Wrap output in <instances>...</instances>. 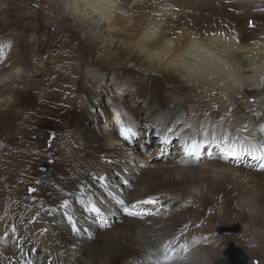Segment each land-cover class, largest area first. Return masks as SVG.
Listing matches in <instances>:
<instances>
[{"label":"bare ground","instance_id":"bare-ground-1","mask_svg":"<svg viewBox=\"0 0 264 264\" xmlns=\"http://www.w3.org/2000/svg\"><path fill=\"white\" fill-rule=\"evenodd\" d=\"M223 1L56 0L58 11L67 16L66 20H73L81 33L74 31L77 35L93 43L96 49L113 50L118 47L121 54L132 56L148 76L150 87L130 103V108H133L141 101L140 112L126 108L127 114L125 111L119 113L121 121L127 116L134 118L142 113L138 118L142 125L152 126L153 132L160 136L165 135L168 125L183 119L189 127L172 148V155L145 161L143 175L130 182L125 175H131L129 169L135 167L133 148L127 147L107 128L108 113L104 103L108 96L103 79L87 78V83L95 82L94 92L83 101L79 99L84 102V108L69 129L90 122L100 136L88 135L62 147L57 144L50 146L53 135L57 134L55 129H51L49 134L41 133L34 137L35 150L43 148L64 158L55 169L66 181L62 178L53 180L58 186L39 182L37 190L42 197L32 190L27 192L28 205L14 226L0 215V264H19L22 258L31 256L32 264H211L214 255L218 254L215 243L220 242L213 232L223 224L236 222L255 228L245 235L248 243L242 245L252 256H264V246L254 247L259 243V231H262L260 237L264 238V173H252L236 167L235 161L200 162L199 157L185 155L184 151L185 145L193 140L199 143L200 148L208 146L212 152L214 149L220 151L219 141L223 137L249 146L258 159L264 155V132H261L264 126V0H240L227 6L221 5ZM2 3L0 0V7ZM226 7L254 18H246L243 23L239 13L230 14ZM259 7L261 12L254 14ZM188 13L194 15H191L192 20L201 25L200 29L192 24H182ZM6 29L5 26L2 31L5 33ZM74 32L69 34L74 35ZM69 34L66 32L68 38ZM1 36L5 38L6 35L2 32ZM9 37L13 41L16 38L13 35ZM79 44L82 45L81 41ZM23 45L20 43L17 49ZM85 46L89 51L90 47ZM16 52L18 50L11 51L5 62L11 66L0 71V139H5L10 145L9 134L23 135L26 130L16 125L22 114L14 113L17 106L25 105L30 99L23 92H33L38 79L41 80L39 85L47 86L49 90L60 87L63 92L71 69L68 64H73L72 60L67 63L60 61L65 71L60 75L46 78L39 72L35 76H25L26 70L30 68L32 71L33 68L29 60L39 51L31 50V55L24 52L25 63L20 59L11 62ZM72 70L77 77L81 76L76 69ZM20 80H23L22 84ZM70 83L74 84V81ZM168 90L170 95L166 93ZM137 124L140 127L141 124ZM124 132V136H129V132ZM211 133L212 137L207 138ZM210 139L214 145H204ZM1 158L7 162L14 161L7 156L1 155ZM252 164L258 166L257 162ZM27 167L31 168L28 164ZM25 172L26 168L20 171L21 174ZM117 178L127 185L123 190L117 184ZM95 188L99 194L109 188L112 192L117 190V201L127 202L128 211H143L147 200H155L164 205L162 214H171L153 222L147 218L152 223L150 225L127 215L119 217V223L112 224L105 209L96 208L102 214L100 223L108 220L107 228L101 229L97 235L94 231L97 225L87 222L85 226L89 229L84 227L88 229L87 233L79 237L73 234V230L80 233V226L87 219L78 213L77 205L89 204L88 196L95 199ZM44 205L47 208L55 206L59 214L47 217L40 210ZM94 206L89 205L90 208ZM189 206L191 208L187 210ZM41 221L47 225H41ZM9 224L10 230H7ZM8 233L13 238L11 243L6 237ZM248 244L255 249L249 248ZM189 248L191 251L183 256ZM170 250H174V258L168 257Z\"/></svg>","mask_w":264,"mask_h":264},{"label":"rangeland","instance_id":"rangeland-1","mask_svg":"<svg viewBox=\"0 0 264 264\" xmlns=\"http://www.w3.org/2000/svg\"><path fill=\"white\" fill-rule=\"evenodd\" d=\"M231 1L224 0L221 5L227 6L231 5L232 3L240 2V0ZM26 2L28 3L26 4ZM56 4V0H3L2 6L0 7V71L3 69H8L11 66V64L6 65L5 62L7 61V58L11 51L14 52V50H18V53L16 52L17 55L13 56L11 62H15L20 59L24 63V57L26 58V56L23 55L24 52L31 55V50L39 51L37 56H34L29 60V62H32L30 66H32L33 68L32 71L30 70V68L27 69L25 72V76H35L39 74V72L46 78L53 75H60L65 73V71L59 62L64 61L67 63L68 61H73V64H68L71 69L69 72V78L64 84L63 92L60 87H58L57 90H49L47 86L39 85L38 83L41 82L40 79L36 80L37 84L35 85L36 87L34 88L33 92H23L24 94H28L30 99H27V103L25 105L17 106L14 110V113H17V115L19 116L22 114L21 119L16 122V125H18V127L22 129H26L25 134H19L18 136H16L17 134L15 136L9 134L8 138H11L12 140L11 145L7 144L5 139H0V215L5 218L7 223H13V226L15 222L21 220L23 210L24 208H26V205H28V195L26 194L27 192H30V190H32L35 195L38 194V196L42 197V193L37 190L39 182H48L50 183V185L51 183H54L56 186H58L59 184L57 182H53V180L56 181L58 178H62V180L66 181V178H63L61 173H57L58 169H55L56 164L62 162L64 158L57 157V155H55L54 153H49L43 150V148H41L40 151L35 150L34 148L37 145L36 142L33 141L34 137H36L37 134L40 135L41 133L49 134V131L51 129H55L54 132L57 134L53 135L50 146L54 145L55 147V144H57L58 147H62L63 144L69 145L68 143L74 142V140H79L80 138L85 139L88 135L94 136V138H98L100 136V134L95 133V131L93 130L94 128L92 124H90V122L85 124L84 126L79 124L76 128L69 129L72 121L76 119L78 114L82 113V109L84 108V102L81 103L80 100H85L89 94L94 92L95 82L93 83L94 85L87 83V78L96 77L103 79L108 96V99H106L104 103L105 110L108 113L107 128L111 130L112 133H114L116 138L118 136V139L124 142L127 147H129L130 149L133 148L132 152L134 155L133 160L135 163V167L129 169L132 171L133 175L132 173L131 175H125V177L129 178L130 182H134L136 179H139L143 175L145 169L143 163L145 161L149 159L158 160L159 158L172 155L170 153L172 151V148H174L179 137H181L189 127V123L183 119L182 121H179L174 125H168L164 133L165 135L160 136V134L153 132L152 126L142 125V121L138 119L142 117V113L137 114L134 118L131 116H127L124 121H121L118 117L119 113L120 111L124 112L126 108L130 110L133 109L137 111V113L140 112V110L138 109L142 108L141 101L137 104L136 107L133 108H130V103L136 95L143 94L148 90V87H150V85L148 84V76L145 75L143 67L141 65H136V62L133 61L132 56L123 52L121 54L118 47H114L113 50L107 49L108 51L106 49H96L97 47H95L93 43L87 42L84 37L77 35L74 31H77L79 34L81 33L74 26L73 20H66L65 18L67 16L62 15L61 12L58 11V6ZM24 8H26L27 10ZM226 11L230 14L239 13L237 10L230 7H226ZM258 12H261L260 7L258 8L257 12H254V14ZM262 13H264V11ZM191 15L194 16L192 13H188V15L184 17L186 18V20L182 21V24H192L195 25L193 27L200 29L201 25H196V23L193 22V18ZM238 15L242 18L243 23L246 18L249 20H253L254 18L252 15L250 16V18L244 16L245 14L241 15L239 13ZM44 23L46 24L44 25ZM5 26L7 27V29L4 33V31L2 30L5 28ZM72 31L74 32V35L69 34ZM2 32L6 35L5 38L1 36ZM66 32L71 37L69 36L68 38ZM10 35L16 37L14 38V41L10 39ZM20 38L23 41H21ZM80 41L82 45L79 44ZM84 41L87 43H85ZM19 42H23L25 46L23 45V48L21 47L17 49V46L19 47L20 45ZM86 44L90 47L88 48L89 51L86 50ZM78 45L81 46V48H77ZM127 57H129L128 62ZM72 68L76 69L81 76L77 77ZM87 74L90 76H88ZM82 76H84L83 79H81ZM72 81H74V84L70 83ZM22 83L23 80H20V84ZM79 87H82L83 89H80ZM170 92V90L166 91L167 95H170L168 94ZM44 94L45 96L47 95V97H45ZM43 96L44 98H42ZM19 97L21 98V96ZM125 113L127 114L128 112L125 111ZM136 123L141 124L140 127H137ZM98 124L99 123H97V126ZM129 124L131 125L130 127L134 126L133 129H130V127H128ZM124 131L129 132V136H124ZM64 136L67 137L65 138ZM210 136L212 137V133L207 138H210ZM21 137L31 140L27 141V139L24 140ZM54 137L58 138L55 139ZM200 138H202V136H200ZM220 141L219 145L221 146ZM22 144L24 145V147H21ZM205 144L214 145L211 139L209 140V142L204 143V145ZM30 145L33 146V149L29 147ZM51 149L53 148H49V150ZM65 151L69 152L68 150ZM1 155L3 157L7 156L8 158H12L14 159V161L7 162L3 158H1ZM199 155L198 160L200 162H207L208 160H221L224 163H229L235 161L236 167L249 170V172L252 171V173H264V168H261V164H264V161L260 162L258 158L254 159L253 157H256L254 156V154L252 159H250V155L242 156L241 159L238 160H233L230 158L226 159L221 154V151H219V149L218 151L217 149H214L212 152V149L208 146H202V148H200L199 150ZM33 158H35V160ZM113 162L114 164H117L115 163V161ZM252 162H257L258 166L252 164ZM6 164L7 166H5ZM27 164L30 165L31 168H28ZM43 164L47 165L45 171H41L39 169ZM23 168H26V172L24 174H21L20 171ZM42 179H44L45 181H43ZM116 181L117 184H119L120 189L122 190L123 187L127 186L122 182V179L117 178ZM110 188L114 187L110 186ZM110 188L104 191L103 194H99L100 191L95 188L94 190H97V194L96 191L93 192L94 196L96 197L95 199L92 196H88L87 202H89V204L84 202V205H77L78 213L83 214L87 221L83 222L82 226H80V233H78L76 230H73V234L78 235L79 237L84 236V234H86L87 230L89 229V227L85 226L87 222L91 223L92 225H97V229L94 230L95 234L97 235L100 233L99 231L101 229L104 230V228L106 227V222L108 220H104V222L100 223V216L102 214H100V210L97 209L98 211H96V208H100L102 210L105 209V212H107L112 224L114 222L119 223L120 218H123L122 215H127L135 219L140 218L141 220L145 221L146 225H150L152 224L151 222H153V220H158L159 218H164L171 214V212L162 214V212L164 211V205L160 202H156L155 200H147L143 205L145 208V210L143 211H128L127 209L129 208L127 202H118L116 199L118 191L115 190L116 192L114 191V193ZM49 193L50 192L47 193V196H49ZM66 196L70 195L66 193ZM33 197L35 198V196ZM90 204H93L95 206L90 208ZM84 207H86V209ZM54 208L55 206L47 208L44 205L43 207H40V210L44 211L47 217L53 218V216H57L59 214V212H57ZM190 208L191 207L189 206L187 210H189ZM67 217L68 216L65 215V218ZM147 218H149L151 222H148ZM10 224L8 225L7 230L9 229ZM41 225L46 226L47 222L43 223L41 221ZM58 225L60 226L59 223ZM220 229H237V231H223L221 233L219 232ZM252 230H255V228H250L249 226L244 227L240 222H236L232 225L223 224L217 227L213 232V236L220 242L215 243V248H217L218 254L214 255L211 264H215V262L219 261L220 259L226 258L224 253L229 248V243L233 244L235 248H239L242 253L248 257V264H254V262L256 264H264V259L261 260V258L264 257L263 255H259L258 258L254 257L249 252H247V249L242 245V243H248L247 241H245V239L247 238V236L245 235H247V233L250 234ZM259 232L257 233V236H259V243L254 246L255 248L258 245H260L261 248L262 246H264V238L260 237L262 235V231ZM6 237L7 240L11 243V239H13L11 233H8ZM78 244H80V242H78ZM248 247L255 249L253 245L250 244H248ZM170 251L168 257L174 258V250ZM190 251L191 250L189 248L188 250L183 252V256H187ZM34 254L35 253H33L32 255ZM31 258L32 256L29 258H22L19 264H32V262L30 261ZM184 261L186 260L184 259Z\"/></svg>","mask_w":264,"mask_h":264},{"label":"snow or ice","instance_id":"snow-or-ice-1","mask_svg":"<svg viewBox=\"0 0 264 264\" xmlns=\"http://www.w3.org/2000/svg\"><path fill=\"white\" fill-rule=\"evenodd\" d=\"M261 132H264V126L261 127ZM199 150H200L199 143L195 140H193L190 144H186L184 149L185 155L191 157H198ZM220 151L226 159L230 158L233 160H238L242 156L252 155V152L249 151V146L243 143L233 142L223 137L221 138ZM253 158L255 159L257 157H253ZM259 159H264V155L259 157ZM261 168H264V164H261Z\"/></svg>","mask_w":264,"mask_h":264},{"label":"water","instance_id":"water-1","mask_svg":"<svg viewBox=\"0 0 264 264\" xmlns=\"http://www.w3.org/2000/svg\"><path fill=\"white\" fill-rule=\"evenodd\" d=\"M47 165L43 164L40 166V170L44 171L46 170ZM223 231H231V232H236L237 229H220L219 232ZM224 255L226 258H222L219 261L215 262V264H248V257L245 256L242 251L239 248H235L233 244L229 243V248L225 251ZM254 264H256L254 262Z\"/></svg>","mask_w":264,"mask_h":264}]
</instances>
